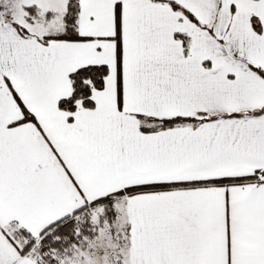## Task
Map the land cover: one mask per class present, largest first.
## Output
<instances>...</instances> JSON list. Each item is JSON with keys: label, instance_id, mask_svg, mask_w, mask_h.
<instances>
[{"label": "snow or ice", "instance_id": "obj_1", "mask_svg": "<svg viewBox=\"0 0 264 264\" xmlns=\"http://www.w3.org/2000/svg\"><path fill=\"white\" fill-rule=\"evenodd\" d=\"M0 264H264V0H0Z\"/></svg>", "mask_w": 264, "mask_h": 264}]
</instances>
